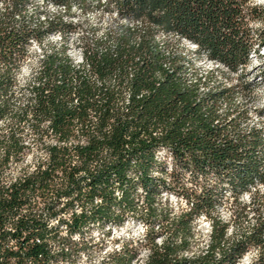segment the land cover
Instances as JSON below:
<instances>
[{
	"label": "trees",
	"instance_id": "16d2710c",
	"mask_svg": "<svg viewBox=\"0 0 264 264\" xmlns=\"http://www.w3.org/2000/svg\"><path fill=\"white\" fill-rule=\"evenodd\" d=\"M8 1L0 14V264H74L100 245L93 227L121 228L130 216L143 238L122 241L102 264H240L250 250L251 263L264 264L256 189L264 130L245 127L238 102L251 95L245 71L261 57L264 33L255 38L250 23L264 21V8L253 0H47L67 16L74 5L116 12L101 37L94 28L83 38L76 60L71 21L29 16L34 0ZM46 41L22 83L32 46ZM204 55L222 69L202 71ZM224 189L234 196L230 220L216 214ZM245 192L251 207L240 202ZM168 194L186 208L174 212L162 202ZM201 216L209 240L193 251Z\"/></svg>",
	"mask_w": 264,
	"mask_h": 264
},
{
	"label": "rangeland",
	"instance_id": "374dc122",
	"mask_svg": "<svg viewBox=\"0 0 264 264\" xmlns=\"http://www.w3.org/2000/svg\"><path fill=\"white\" fill-rule=\"evenodd\" d=\"M105 1L102 0L101 4ZM253 5L257 7L264 8V0H253ZM10 6V2L8 0H0V14L4 11L5 8ZM27 12L29 16H33L34 18L40 17L42 19L46 18H54L58 15H63L65 20L71 21L75 25V29L68 33V43L71 46L72 55L76 60H80L81 50L83 38H92L93 29L95 28V36L101 37L103 32L110 26L115 23L116 20V12L115 11H106L105 9H91L83 12L77 5L72 7V13L70 15L64 14V10L62 8L57 7L47 0H34L31 1L27 6ZM250 27L256 35L260 32L264 33V21H253L250 23ZM264 37V35H263ZM54 42L59 41L60 34L53 35ZM51 41V40H50ZM185 47L190 52L194 51V46L190 44H185ZM258 47V43L256 42L255 48ZM48 49V42H44V44L39 47L37 45H33L31 48L32 54L29 56L28 61L23 67L22 75L20 76V80L22 83L27 78V75L31 71V69L37 64L38 55L41 54V50ZM261 49V48H260ZM259 54L261 57L251 58L249 65L245 71V79L251 85V95L247 97V100L243 102L242 98H238V102L245 103L247 109V122H245V127L249 128H257L260 130H264V51L261 49ZM198 66L202 71H210L212 69H222L219 67L217 63H212L207 60L204 55L199 59ZM224 71V70H223ZM218 79H225L221 74H217ZM231 84H238V76L234 74L230 77ZM160 158H166L169 160L167 155L164 152L160 153ZM25 164L21 166H25ZM20 167L15 166L11 169V172L16 173L19 171ZM256 189L260 192V195L263 197L264 201V183H258L256 185ZM254 192L255 190L252 189ZM251 193L245 192L242 194L240 202L243 205H249V196ZM234 196L230 190L224 189L222 191V196L219 200L216 214L222 218L223 220H230L233 213V203ZM164 204L169 205V207L174 211L178 212V208H186V202L184 199L177 198L173 194L165 195L162 199ZM251 207V205H249ZM254 216L251 212L248 216V222H253ZM209 220L205 216L198 217L195 221L196 235L193 240V251L204 250L208 243V229H209ZM231 227V231H232ZM145 233L144 225L135 217H129L125 223V225L121 228H104L101 229L99 227H93L89 234L92 235L96 239V241H100V245L94 247L93 254L90 258L81 256L78 258L74 264H102L104 257L106 256V252H111L112 250H116L118 246L121 245L122 241L127 240H141ZM140 252L144 253V247L140 248ZM257 256L255 250H250L248 253L244 255L240 264H252ZM58 264H70L68 262L58 263Z\"/></svg>",
	"mask_w": 264,
	"mask_h": 264
},
{
	"label": "bare ground",
	"instance_id": "6f19581e",
	"mask_svg": "<svg viewBox=\"0 0 264 264\" xmlns=\"http://www.w3.org/2000/svg\"><path fill=\"white\" fill-rule=\"evenodd\" d=\"M262 50L264 51V47L262 48ZM255 59V58H257V56L255 55V54H253V56H252V59ZM208 224H209V222H208ZM210 227V226H209Z\"/></svg>",
	"mask_w": 264,
	"mask_h": 264
}]
</instances>
